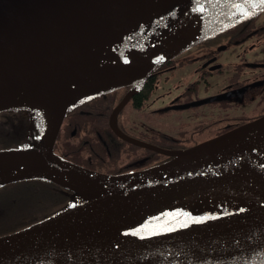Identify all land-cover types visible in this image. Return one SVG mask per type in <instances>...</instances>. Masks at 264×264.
Masks as SVG:
<instances>
[{"label":"water","instance_id":"water-1","mask_svg":"<svg viewBox=\"0 0 264 264\" xmlns=\"http://www.w3.org/2000/svg\"><path fill=\"white\" fill-rule=\"evenodd\" d=\"M143 1L151 0H0V111L29 109L17 103L34 102L48 117L46 131L38 121L42 127L39 139L30 134V147L0 151L33 154L29 166L0 170V186L43 179L89 198L169 185L207 184L248 195L256 200L251 206L258 211L201 219L142 214L122 204L123 208L112 209L85 202L0 236V264H264V187L244 184L235 173L234 155L231 157L241 140L264 129V116L135 173H98L53 152L70 107L101 92L143 81L157 67L210 36L222 18L219 9L206 12L137 66L97 80L68 97L66 107H60L58 85L50 80L52 58L47 56L105 16ZM194 1L202 5L207 0ZM191 14L192 10L168 14L131 34L167 20L160 32L126 43L132 46L166 33Z\"/></svg>","mask_w":264,"mask_h":264},{"label":"flooded vegetation","instance_id":"flooded-vegetation-1","mask_svg":"<svg viewBox=\"0 0 264 264\" xmlns=\"http://www.w3.org/2000/svg\"><path fill=\"white\" fill-rule=\"evenodd\" d=\"M263 116L264 9L213 32L143 81L70 107L53 152L98 173H135ZM25 140L14 143H31Z\"/></svg>","mask_w":264,"mask_h":264},{"label":"bare ground","instance_id":"bare-ground-1","mask_svg":"<svg viewBox=\"0 0 264 264\" xmlns=\"http://www.w3.org/2000/svg\"><path fill=\"white\" fill-rule=\"evenodd\" d=\"M194 0H151L134 3L131 7L105 16L75 38L63 43L50 53V80L57 83L56 98L60 107L66 99L79 94L90 84L108 75L132 68L165 47L181 32L206 12L221 10L222 18L214 31L225 29L252 13L264 9V0H207L200 5ZM180 10H192L182 23L170 31L134 45L126 43L131 32ZM46 75L49 72L45 73ZM27 106L32 117L44 125L48 117L44 109L34 102H18ZM235 173L244 184L264 187V129L241 140L231 155ZM33 154L0 153V170L29 166ZM28 164V165H27ZM87 203L104 208H123L122 205L142 214L194 216L201 218L237 217L255 214L251 204L255 199L237 191L221 190L207 184H178L162 186L135 193L93 196ZM86 200V201H85ZM122 204V205H121ZM121 205V206H118ZM243 209V211H241Z\"/></svg>","mask_w":264,"mask_h":264},{"label":"rangeland","instance_id":"rangeland-1","mask_svg":"<svg viewBox=\"0 0 264 264\" xmlns=\"http://www.w3.org/2000/svg\"><path fill=\"white\" fill-rule=\"evenodd\" d=\"M171 15L172 14L168 15V17ZM181 20L182 19H180L179 21ZM179 21L178 23H182L184 20H182L181 22ZM175 23L176 21L173 22V24ZM132 34L129 36V38H126L125 41H129L131 39ZM28 114L32 116V113L29 111V109H27L26 112H19L18 114L13 112L0 113V126L4 131H7V133L13 135H20V132L22 134L25 131V117H28ZM31 118L34 119L33 117ZM10 134L4 135V139L7 140L6 143L9 146L8 148L13 147L12 145L15 144V140L13 139L16 138L11 136ZM22 141L24 140L21 138L19 142ZM28 187H34L36 190H34L33 192L28 191ZM28 194L33 196V198L38 199L36 201V203L38 204L37 207L32 208V203ZM65 195L66 194L62 192L59 193L57 191H53L51 187L47 184H40L37 182L36 184L33 183V185H31L29 183L28 185V183L26 182H15L12 184H8L0 189V212H3V210L6 211L7 209L11 210L12 208H17V212L14 214H20V217L25 218L24 220L26 221H35L39 217H44L57 211L62 206L64 208L69 205H78L79 203L84 201L83 198L81 199V197H79L78 195H72V193L67 194V197ZM41 199L45 201V203L41 202ZM9 204H14V206H12V208L10 209ZM2 225L4 226V223H1L0 226Z\"/></svg>","mask_w":264,"mask_h":264},{"label":"trees","instance_id":"trees-1","mask_svg":"<svg viewBox=\"0 0 264 264\" xmlns=\"http://www.w3.org/2000/svg\"><path fill=\"white\" fill-rule=\"evenodd\" d=\"M164 22H167V20H164L163 23ZM159 27H160V25H154V26H151L147 30L138 31L136 33V36L133 38V41H139V40L143 39L146 36L153 35V34H156V33L160 32L161 29ZM25 111H26L25 109L19 108V109H12V110H7V111H1L0 113L13 112V113L18 114L19 112L21 113V112H25ZM25 118H26V128H25V131L22 134L20 133V135H18L19 137L17 135H13V134L7 133V131H4L1 128V126H0V151L1 150H8V149H18V148H21L23 146H27L28 145L26 143H23L21 145L14 144V145H12L13 147L8 148L9 146L6 143L7 140L4 139V135L5 134L6 135L7 134L8 135L10 134L11 136L16 137L14 139L11 138L13 140H20L22 138L24 141H26L25 139H27L28 141H30V138H29L30 122H29V118L27 116ZM32 127H33L34 133L36 131L39 134V135H37V137L42 135V127L37 122H33L32 123ZM24 141H22V142H24ZM166 147H168V148H174V149H177V148H182V149L183 148H187L186 146H166ZM29 182H30L31 185H33V183L36 184L37 182L40 183V184H47V185H49L51 187V189L53 191H57L54 188L55 187H58L54 183H52V182H50L48 180H43V179H35V180L29 181ZM5 186L6 185L0 186V189L3 188V187H5ZM27 189H28V191H32V192L34 190H36L34 187H31V188L28 187ZM8 195H10V194H8ZM29 197H30V200H31V203H32V208L37 207L38 204L36 203V201L38 199L33 198V196H31V195H29ZM40 201L43 202V203H45V201H43L42 199ZM12 206H14V204H9L10 209L12 208ZM16 209L17 208H12L11 209L12 211L9 210V209H7L6 211L3 210V212H0V225H1V223H4V226L2 225L3 227L0 226V236L5 235V234H9V233H12V232H15V231H17V230H19L21 228H24V227H26V226H28V225H30V224H32V223H34L36 221H39V220H41V219H43V218L46 217V216L39 217L35 221H32V220L26 221V220H24L25 218H21L20 217V214L19 215L14 214V213L17 212Z\"/></svg>","mask_w":264,"mask_h":264},{"label":"snow or ice","instance_id":"snow-or-ice-1","mask_svg":"<svg viewBox=\"0 0 264 264\" xmlns=\"http://www.w3.org/2000/svg\"><path fill=\"white\" fill-rule=\"evenodd\" d=\"M241 211H243V209H241ZM201 219H206V218H201Z\"/></svg>","mask_w":264,"mask_h":264}]
</instances>
